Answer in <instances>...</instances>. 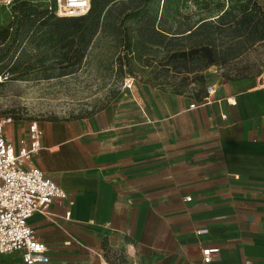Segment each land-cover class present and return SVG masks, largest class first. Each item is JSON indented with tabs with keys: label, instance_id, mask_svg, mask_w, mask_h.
<instances>
[{
	"label": "crops",
	"instance_id": "crops-1",
	"mask_svg": "<svg viewBox=\"0 0 264 264\" xmlns=\"http://www.w3.org/2000/svg\"><path fill=\"white\" fill-rule=\"evenodd\" d=\"M209 86L204 103L139 104L137 143L101 114L42 124L32 164L67 194L28 220L47 264H264V77ZM206 247L219 249L208 263ZM0 264H24L22 252Z\"/></svg>",
	"mask_w": 264,
	"mask_h": 264
},
{
	"label": "rangeland",
	"instance_id": "rangeland-1",
	"mask_svg": "<svg viewBox=\"0 0 264 264\" xmlns=\"http://www.w3.org/2000/svg\"><path fill=\"white\" fill-rule=\"evenodd\" d=\"M22 1L17 0L10 7H0V33L2 30L10 33L0 46L9 40L20 24L19 5ZM25 1L31 5L43 4L42 0ZM185 2L181 5L177 20H182L194 10L190 0ZM44 20L50 22L54 18ZM189 23L190 20L185 19L181 26L185 28ZM124 24L130 27L134 21L126 18ZM38 34L39 31L34 35ZM117 37L108 31L98 30L84 51L82 60L76 64L72 61L73 65L66 68L60 65L68 57L73 60L75 45L66 54L64 50L58 51L54 43L51 48L50 44L37 46L31 39H25L16 51L13 46L9 52V56L13 57L0 63L8 64L0 70V116L11 118L7 135L9 138L12 136L16 148L25 138L31 122H37L41 129L42 124L48 122H89L96 114H101L96 118L104 123L113 118L112 125L120 129L123 124H131L130 136L137 143L139 104H146L151 112L165 113L171 105H178L180 101L188 104L194 102V94L217 77H253L260 81L264 77L263 44L253 46L243 56L223 67L213 65L197 75H180L170 69L145 66L133 55H128L129 64L124 61L123 71L120 72L118 58L124 57L125 51ZM154 53L155 48L144 52L145 55ZM26 64L30 66L26 67ZM11 66H17V69L9 73L7 70ZM182 77L187 78L184 86L180 85ZM118 131L117 137L121 143L123 129ZM141 135H145L148 145L152 143V124L143 126Z\"/></svg>",
	"mask_w": 264,
	"mask_h": 264
},
{
	"label": "trees",
	"instance_id": "trees-1",
	"mask_svg": "<svg viewBox=\"0 0 264 264\" xmlns=\"http://www.w3.org/2000/svg\"><path fill=\"white\" fill-rule=\"evenodd\" d=\"M184 1L187 0H90L86 14L59 17L44 2L37 6L23 0L19 5L20 24L0 46V63L13 57L9 56L13 46L16 51L25 39H31L37 46L50 44L51 48L54 43L65 54L75 45L73 60L68 57L60 65L66 68L82 60L100 29L118 36L121 42L125 56L118 58L120 72L124 61L129 64L128 55H133L145 66L197 75L210 66L229 64L255 45H264V0H190L194 10L177 20ZM48 17L54 20L46 22L44 19ZM126 18L133 19L134 25L125 26ZM185 19L190 23L183 28L181 22ZM0 34L1 45L10 33L2 30ZM152 48L154 54H144ZM7 65H0V70ZM16 69L17 66H11L7 72ZM186 79L182 77L181 86ZM207 95L205 86L194 94L199 102Z\"/></svg>",
	"mask_w": 264,
	"mask_h": 264
},
{
	"label": "built area",
	"instance_id": "built-area-1",
	"mask_svg": "<svg viewBox=\"0 0 264 264\" xmlns=\"http://www.w3.org/2000/svg\"><path fill=\"white\" fill-rule=\"evenodd\" d=\"M15 1L0 0V7H10ZM42 1L59 17L81 16L90 8V0ZM213 93V87H207L208 95L202 103L207 102ZM196 106L194 103L190 105L191 108ZM9 123L10 117L0 116V254L21 251L24 264H47L46 246L36 239L28 220L34 212L44 210L53 199L63 200L67 194L32 164L41 145L42 131L38 123L29 124L18 151L6 138ZM218 251L217 247L203 248L204 263L210 262L211 254Z\"/></svg>",
	"mask_w": 264,
	"mask_h": 264
}]
</instances>
